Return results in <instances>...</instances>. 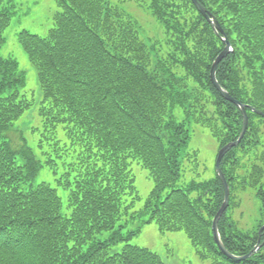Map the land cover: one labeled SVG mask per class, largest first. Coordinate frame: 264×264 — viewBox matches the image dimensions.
<instances>
[{
	"label": "trees",
	"instance_id": "1",
	"mask_svg": "<svg viewBox=\"0 0 264 264\" xmlns=\"http://www.w3.org/2000/svg\"><path fill=\"white\" fill-rule=\"evenodd\" d=\"M127 1L55 0L60 9L45 36L18 32L41 90L38 151L15 127L34 102L26 75L15 58L0 55V264H164L128 243L151 222L160 232L184 231L196 255L213 264H264V0H197L218 33L192 0H135L161 25V41L143 36ZM13 13V0H0V48ZM223 37L232 50L216 78L245 105L248 124L221 160L229 202L218 231L234 255L258 244L239 261L213 235L225 195L220 177L183 180L192 125L208 129L219 148L242 129L240 107L210 78ZM134 162L153 180L138 209ZM43 167L53 184L35 183ZM248 187L260 206L252 232L230 215ZM102 231L108 236L96 238ZM119 242L122 249L109 254Z\"/></svg>",
	"mask_w": 264,
	"mask_h": 264
},
{
	"label": "rangeland",
	"instance_id": "2",
	"mask_svg": "<svg viewBox=\"0 0 264 264\" xmlns=\"http://www.w3.org/2000/svg\"><path fill=\"white\" fill-rule=\"evenodd\" d=\"M14 13L9 25L6 27L4 36L5 43L0 48V55L15 58L21 70L26 75V89L34 98V102L17 121L15 127L21 130L27 143L36 149L42 129L41 118L38 114V107L41 100V90L38 82L37 70L29 61L27 54L18 41V32L26 29L32 33L45 36L53 26V15L60 8L55 0H13ZM126 10L139 23L143 36L162 40L165 38L164 31L155 17L150 13L146 5H141L135 0L125 2ZM192 133L183 165L186 169L185 179L196 176L209 178L215 175V163L219 150V142L210 134L209 130L200 126L192 125ZM15 140H19V132L12 133ZM195 167V171L192 168ZM60 171V170H59ZM135 186L139 200L135 203V209L140 208L153 188V180L149 177L148 171L139 163H132ZM53 172L43 167L36 177V182L41 180L52 181ZM61 192V191H60ZM238 205L230 210V215L237 227L244 232H252L259 223V200L251 187L238 191ZM138 221L131 224L137 227ZM109 231H102L96 238L104 239ZM125 242L111 245L109 254L122 249ZM128 243L147 247L155 251L164 264H213L209 259H201L195 253V248L182 230L160 232L155 222L144 224L140 231L133 236Z\"/></svg>",
	"mask_w": 264,
	"mask_h": 264
},
{
	"label": "water",
	"instance_id": "3",
	"mask_svg": "<svg viewBox=\"0 0 264 264\" xmlns=\"http://www.w3.org/2000/svg\"><path fill=\"white\" fill-rule=\"evenodd\" d=\"M193 3L196 5V7L198 8V10L207 17L208 21L211 23L213 29L215 30L216 33H218V30L220 29V26L218 24V21L214 18V17H209L208 15H206L205 13V9L204 7L197 1V0H192ZM224 43H225V47L224 49L217 55V57L215 58L212 66H211V70H210V78L211 81L213 83V85L220 91V93L222 94V96L232 102H234L236 105H238L242 111L243 114V124H242V129L240 132V135L238 137V139L234 142H230L226 145H224L223 147H221L219 149L218 155H217V159H216V171L217 174L219 175L223 186H224V201L222 203V205L220 206L219 210L216 212L213 221H212V230L214 233V239L219 247V249L228 257H230L231 259H234L236 261L239 260H243L245 258H247L248 256H250V254L256 250L258 248V244H256L253 249L246 255H242V256H238V255H234L232 253H230L223 245L222 240L220 238V234L218 232V221L221 217V215L223 214V212L226 210L227 206H228V198H229V187H228V183L226 181V178L224 176V173L221 170L220 167V162L223 158V156L234 146H236L239 141L242 139V137L245 134V131L247 129V124H248V117L245 111V105L237 100H235L229 93L228 91H226L224 88L221 87V85L218 83V80L216 78V68L218 66V64L220 63V61L225 58L228 53L232 50L231 45L228 41V39L225 37L224 39ZM264 227V225L260 228V230Z\"/></svg>",
	"mask_w": 264,
	"mask_h": 264
}]
</instances>
